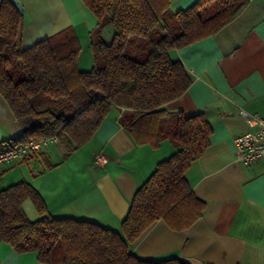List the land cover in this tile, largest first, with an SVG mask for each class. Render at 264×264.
<instances>
[{"label": "trees", "instance_id": "obj_1", "mask_svg": "<svg viewBox=\"0 0 264 264\" xmlns=\"http://www.w3.org/2000/svg\"><path fill=\"white\" fill-rule=\"evenodd\" d=\"M81 1L97 20L89 34L94 64L84 72L77 67L80 47L71 29L16 49L22 15L3 0L0 95L22 127L8 146L56 135L66 159L94 136L111 109H118L119 123L135 143L157 147L168 140L175 151L135 191L120 233L88 220L52 217L25 181L0 190V244L33 252L46 264H183L180 258L140 259L129 249L153 222L163 220L181 231L204 208L184 173L208 146L211 128L201 115L185 118L162 108L191 83L169 51L214 35L250 0H197L176 13L168 10L169 0ZM28 200L36 220L23 211Z\"/></svg>", "mask_w": 264, "mask_h": 264}, {"label": "crops", "instance_id": "obj_2", "mask_svg": "<svg viewBox=\"0 0 264 264\" xmlns=\"http://www.w3.org/2000/svg\"><path fill=\"white\" fill-rule=\"evenodd\" d=\"M23 15L16 49L26 50L63 30L79 43L77 67L94 64L89 34L97 20L81 0H19ZM197 0H169L171 13L185 11ZM104 34L110 41L112 30ZM190 77L186 92L162 108L185 118L201 115L211 128L208 146L184 173L194 195L204 202L200 218L189 228L171 229L163 220L149 225L129 244L145 260L195 259L203 264H264V157L242 163L232 140L255 127L241 111L264 117V0H250L233 21L212 36L169 51ZM121 110L111 109L94 136L68 158L49 144L39 154L0 167V190L20 181L42 197L54 218L92 221L121 232L135 191L157 164L175 151L168 141L157 147L137 144L119 123ZM22 134L0 95V149ZM106 158L97 167L94 156ZM50 167V168H48ZM29 220L39 215L28 200ZM0 264H46L33 252H16L0 244Z\"/></svg>", "mask_w": 264, "mask_h": 264}, {"label": "built area", "instance_id": "obj_3", "mask_svg": "<svg viewBox=\"0 0 264 264\" xmlns=\"http://www.w3.org/2000/svg\"><path fill=\"white\" fill-rule=\"evenodd\" d=\"M240 115L247 125L255 127L254 131L245 132L232 140L238 159L248 165L264 157V117L244 111H241ZM57 142V136L51 135L38 140H29L14 147L0 149V167L9 166L18 160L37 155L49 144H57ZM106 162V158L101 153L94 156V163L97 167H103Z\"/></svg>", "mask_w": 264, "mask_h": 264}, {"label": "water", "instance_id": "obj_4", "mask_svg": "<svg viewBox=\"0 0 264 264\" xmlns=\"http://www.w3.org/2000/svg\"><path fill=\"white\" fill-rule=\"evenodd\" d=\"M13 6L16 7L17 11L23 15V6L19 0H8ZM3 0H0V6L2 4ZM182 260L183 264H203L198 260L195 259H185V258H180Z\"/></svg>", "mask_w": 264, "mask_h": 264}, {"label": "rangeland", "instance_id": "obj_5", "mask_svg": "<svg viewBox=\"0 0 264 264\" xmlns=\"http://www.w3.org/2000/svg\"><path fill=\"white\" fill-rule=\"evenodd\" d=\"M107 34H108V30H106V36H107Z\"/></svg>", "mask_w": 264, "mask_h": 264}]
</instances>
